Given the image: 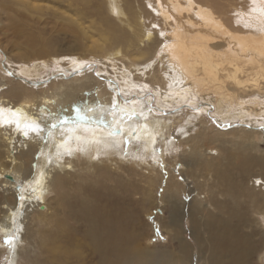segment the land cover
<instances>
[{"label":"bare ground","instance_id":"obj_1","mask_svg":"<svg viewBox=\"0 0 264 264\" xmlns=\"http://www.w3.org/2000/svg\"><path fill=\"white\" fill-rule=\"evenodd\" d=\"M155 1L156 9L152 8L158 13L169 41L163 45L167 63L173 68V74L184 82V87H178L181 90L176 98L196 92L208 95L212 90L220 95L217 96L218 106L236 97L235 112L252 113L254 109L243 98L261 92L264 87V0H257L251 25L242 27H234L231 15L224 6L219 7L218 0ZM17 2L25 4L23 0ZM8 3L12 5L13 2L0 1L5 8ZM118 9L116 6L120 14ZM126 9L129 12V3ZM132 15L135 17L126 19L125 23L131 28L128 32L133 34L134 41L140 43L150 39L153 34L142 33L140 13ZM8 20L17 25L21 21L13 13ZM78 27L83 31L80 24ZM125 37L122 32L110 37L112 40L103 35L99 39L102 42L93 46L98 51L108 49L104 55L109 59L122 49L128 52L127 46L132 42ZM131 52L127 53L130 64H136L140 55L132 56ZM140 58L146 60L148 55L142 52ZM68 59L77 61L73 55ZM54 60L60 62L58 56ZM160 80L162 77H155L154 83ZM233 83L236 88L232 87ZM2 84L8 87L0 86V232L6 235L11 230L17 209H14L15 198L16 206L34 203L30 207L32 211L35 207L42 211L45 203L40 204L53 190L55 205L60 207L58 214L61 210L66 213L64 218L55 216L51 222L37 212L41 224L48 229L30 233L28 227L26 236L21 235L28 239V246L22 253L28 262L48 264L41 252L49 254L53 249L63 248L66 259L62 260L60 254L59 258L71 264H134L135 261L145 264L151 257L168 259L172 264L177 260L179 264H191L192 247H196V257L203 264H246L251 255L264 247V230L257 228L260 220L257 222L256 218L264 215V187L256 188L264 184V153L255 154L256 150L259 152L255 143L260 136L256 128L207 129L185 140L189 151L179 162L185 163V167L176 171L178 176L182 175L183 182L170 179V184L162 191L171 210L168 208L167 220L160 219L169 243L176 240L178 248L172 251L142 247L139 241L147 237L145 228L140 222V213L132 208V202H139L141 196V202L151 198L145 185L144 190L139 191V200L135 197V181L142 179L136 180L130 172H126L127 177L111 173L105 166L98 167L99 174H92L89 181L81 176L77 183H72L65 175L70 174L76 150L88 158L98 152L109 155L126 138H140L144 147L151 149L156 134L163 128V121L155 116L145 120L131 108L130 111L135 112L134 121L129 108L114 101L115 95L108 103L104 101V93L97 90L100 83H93L90 76L84 82L79 78L65 82L57 80L38 89L13 79ZM136 108L141 112L138 105ZM262 111L264 113V109ZM230 147L231 151L239 149L242 153L227 155ZM222 154L223 159L219 156ZM255 181L260 183L255 184ZM16 186H19L17 190ZM22 214L24 210L18 212L15 219L17 246L24 226ZM72 223L73 229L69 228ZM186 232L193 242L188 241Z\"/></svg>","mask_w":264,"mask_h":264},{"label":"rangeland","instance_id":"obj_2","mask_svg":"<svg viewBox=\"0 0 264 264\" xmlns=\"http://www.w3.org/2000/svg\"><path fill=\"white\" fill-rule=\"evenodd\" d=\"M17 1L12 0V5L8 3L7 6L9 8L0 5V86L2 88L8 87V84H2L3 81L13 79L27 87L38 89L45 88L51 82L57 80L65 82L79 78L80 82L81 80L84 82L86 77L90 76V80L93 83H100L97 90H100L102 94L104 93L102 95L105 97L103 98L104 101L108 103V100L111 101L115 95L116 99L114 98V101L119 103L120 106L121 104L127 106L131 119L134 121H136L133 117L135 112L130 111L131 108L135 109L145 120L152 119L155 116L160 122L163 121V128L156 134V140L151 149L148 150L144 147L145 144L140 138H134L133 140L126 138L127 140L125 139V141L116 145L114 151H110L109 155L98 152L88 158L84 156L85 154H79L76 150L69 167L71 175L65 176L72 183H77L81 176L86 177L85 179L89 181L92 174H99L97 172L98 167L105 166L111 173L117 172L116 174H123V176L127 177L126 172H130L136 180L142 179L141 182L135 181L137 191L134 193L135 197L139 200V191L144 190L143 185H145L150 192L151 198L147 202L142 201L146 205L141 202L142 196L139 202H132V208H135L134 211L140 213L141 218L139 219L145 228L146 239H148L139 241L140 245L142 247L147 245L151 248H164L163 250L175 251L178 248V244L175 243L176 240L174 243H169V237L164 233L160 221V219L167 220L169 210H171L164 199L165 192L163 194L162 191L167 184H170V179L183 182L182 175L178 176L176 171L185 167V163H179L182 160L181 157L187 155L186 153L189 151V147L185 145V140L190 135H197L198 132L207 129L229 131L241 127L245 129L253 128L254 130L256 128L257 131H260V136L256 140L257 142L255 141L257 149H259V152L256 150L255 154L262 155L264 153V113L262 111L264 109V87H261V92L257 91V93L243 98L248 106L254 109V111L249 109V111L251 110L250 112H254L253 114L246 111L242 114L236 113L235 108L238 106L236 97L228 98L230 102L222 103L218 106L217 96L220 95H217L212 90H210L208 95L203 94V92H196L195 95L176 98L178 96L177 92L181 90L178 87H184V82L173 74V68L169 62L167 63L168 58L163 51V45L169 41L165 38L167 32L164 30L165 28L162 29L164 26H162L161 21L157 17L159 15L153 9L156 6L155 0H23L25 4ZM228 1L218 0L219 7L224 6V9H227L235 24L234 27L251 25V19H255L256 15L257 0ZM126 3H129V12L126 9ZM116 6H119L120 14L117 13ZM143 9L147 11V14L144 13ZM133 12L140 13L142 17V33L145 31L153 34L145 42H135V39L132 38L133 34L128 32L131 28L125 23V20L134 18ZM11 13L21 20L19 25L10 24L8 16ZM130 13H132V16ZM79 24L83 31L78 29ZM119 32H122L123 38L127 36L130 43L132 42L127 46L128 52L122 49L121 52L107 59L108 57H105L104 53L108 49L106 52L95 50L94 43L102 42L99 40L100 36L105 35L110 38ZM110 40L112 39L110 38ZM102 45L106 46L107 43ZM138 51L139 53H137ZM130 52L133 54L132 56H141L142 52H146L148 58L141 60L139 56V61L136 64H130L129 55H127ZM70 55L75 56L77 61H72V59L70 61L68 59ZM55 56H58V61L60 62L54 60ZM40 63L41 65L38 67ZM125 73H128V75H124ZM159 74L162 80L155 82V84L154 78H161L158 76ZM226 84L229 86L228 83ZM232 87L236 88V85L233 83ZM110 105L114 106L115 103ZM136 105L140 107L141 112L136 108ZM86 106L87 104L84 103V107ZM90 106L93 107V104H90ZM229 137L234 140L233 134H230ZM231 147L226 150L228 151L227 155L228 153L229 155L231 153H242L239 149L234 152L231 151ZM219 156L223 159V154ZM143 175L148 176V178L144 179L145 176ZM26 179L23 181L27 183ZM258 182L255 181V184ZM18 187L16 186L15 189L17 190ZM263 187L264 184L260 187L256 186L257 189ZM45 197L40 204L45 203V208L42 211L36 207L32 211L30 207L34 203H26L24 207L22 205L16 206L15 198L14 209H17L11 230L6 235L0 232V264H32V262H28L25 254L22 255L28 246V239L22 238L21 235L26 236L28 227L30 233L35 232V230L40 232L41 229H48L45 224H41L37 212L43 213L44 218L51 222H53L52 219L55 216L62 218L66 216V213L62 210L58 214L57 210L60 207L55 205L53 190L49 191ZM0 200H2V194H0ZM176 205L179 206V204ZM28 208H30L29 212L31 213L28 212ZM23 210L22 221L24 226L20 231V243L17 246L15 239L18 237V232L15 230V219L18 212ZM246 215L249 214L246 213ZM256 218L257 222L260 220L257 228L264 230V215H258ZM72 226L73 223L69 228L73 229ZM246 230L244 231L247 233L248 230ZM29 232L28 235L30 234ZM185 236L190 243L193 242L188 232L185 233ZM37 239L39 240V238ZM62 249H53L49 254L43 251L40 255L42 258H46L45 262L48 264H52V262H56V264H71L62 261L66 259ZM206 249L208 248L206 247ZM82 251L84 252V249ZM258 252L251 255L246 264H264V247ZM85 253L87 255V252ZM59 254L62 260L59 258ZM196 254H198L197 248L192 247L191 264H203L197 259ZM68 256L70 258L71 255ZM171 256L173 257L172 254ZM177 261L176 264H179L180 261ZM134 264L144 263L135 261ZM145 264L172 263L168 259L151 257L147 259Z\"/></svg>","mask_w":264,"mask_h":264}]
</instances>
